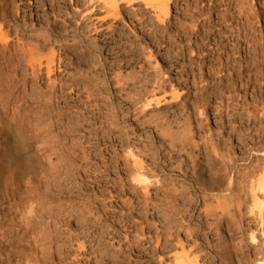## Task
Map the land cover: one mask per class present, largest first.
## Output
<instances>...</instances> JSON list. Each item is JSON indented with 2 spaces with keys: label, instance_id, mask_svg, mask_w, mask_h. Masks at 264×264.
Returning <instances> with one entry per match:
<instances>
[{
  "label": "rangeland",
  "instance_id": "rangeland-1",
  "mask_svg": "<svg viewBox=\"0 0 264 264\" xmlns=\"http://www.w3.org/2000/svg\"><path fill=\"white\" fill-rule=\"evenodd\" d=\"M60 2L73 10L69 0ZM119 5L121 19L115 21L114 28H110L113 21L107 25L110 20L101 21L105 14L95 9L80 22L83 32L80 31L91 56L101 59L103 66L96 64L95 68L104 67L110 86L116 90L121 119L117 142H126L129 137L131 144L144 152L143 163H156V167H148L154 177L146 189L131 185L122 160V167H111L110 173V169L105 175L99 173L100 178L85 177L84 200L93 211L96 208L101 223L82 231L79 222L84 217L83 208L78 209L75 204L72 216H54L49 230L53 237L44 248L35 250L36 258L28 264H176L173 256L182 251L178 244L185 246L186 252L202 249L200 254L191 253L205 258L200 259L201 264H207L206 259L211 264H225L219 257L227 264H259L264 259L263 226H259L255 209L252 214L248 212L252 195L247 194L245 205L237 176L245 168L263 162L262 0H170V17L165 26L158 25L140 3L136 7L122 2ZM38 12L35 9L32 15ZM26 13L35 29L47 28L43 21L31 22L32 15ZM52 20L64 29L62 18L50 15ZM151 31L156 38L150 35ZM65 39L70 45L74 42L69 38L62 41ZM141 44L145 45L143 50ZM146 48H150V53ZM132 50L135 54H130ZM2 68L0 64V82L4 78ZM64 74L65 71L59 75L54 70L52 78ZM156 75L164 81L163 90L152 81ZM42 79L43 87L47 82L44 75ZM16 86L6 91L0 85V118L4 121L11 120L8 95L15 101L24 95L30 107L35 105L36 101L29 98L36 86L31 78ZM170 87L178 91V100L171 98ZM152 88L159 103L151 100L152 104L141 111V100L152 98ZM139 92L144 94L138 95ZM188 126L193 129L190 134L186 131ZM170 140L173 147L169 146ZM179 140L187 143L186 147L180 146ZM227 155L232 157L229 164L238 175L230 173L231 167L222 170L221 158ZM191 160L195 167H190ZM209 160L215 162L212 170L206 167ZM217 169L221 170L215 175ZM230 178L234 190L231 193L225 191ZM192 184L197 185L200 204L190 208L183 204L187 197L194 202L192 196H186L193 194ZM239 199L242 201L237 208ZM225 203L227 208L223 207ZM80 237L83 248L77 244ZM10 249L7 247L5 252ZM206 252L218 258L211 260L210 256L205 257Z\"/></svg>",
  "mask_w": 264,
  "mask_h": 264
},
{
  "label": "bare ground",
  "instance_id": "bare-ground-1",
  "mask_svg": "<svg viewBox=\"0 0 264 264\" xmlns=\"http://www.w3.org/2000/svg\"><path fill=\"white\" fill-rule=\"evenodd\" d=\"M69 2L74 6L71 11L63 6L60 0H0V64L3 65L1 71L4 77L0 85L3 84L6 91H10L14 85L20 87L21 82L24 84L28 77L36 85L34 91L28 94L32 101H36L34 106L30 107L29 99H25L24 95L23 98L19 96L16 101L8 95L6 104L12 107L9 109L12 110L11 120L8 122L0 118V264L31 263L36 258L35 250L39 246L44 248L47 240L54 235L52 231L49 232L51 220L56 219L54 216L57 215L65 218L72 216L75 204L78 209L83 208L84 217H80L79 222L82 231H88L97 225L96 222L101 223L98 212H95L96 208L93 211L90 203L84 200L82 191L86 190V178L88 180L100 178V175L108 173L111 167H122L120 160L123 161V167L127 168L131 185H142L146 189L154 177L148 167H156V163L154 161L150 164L143 163L144 152L137 150L129 137H124L126 142H117L119 137L116 130L121 119L118 112L120 109L116 104V90L110 86L107 74L103 72L104 67L101 70L95 68L96 64L101 67L103 64L101 59H94L89 47L84 45L80 22L88 18V14L95 9H100L105 14L100 20H110L107 25L113 21L110 28H114L115 21L121 19L119 3L122 2L130 7H136L134 5L140 3L158 25L165 26L170 17V0H69ZM262 2L264 6V0ZM35 9L39 14L32 15ZM26 12L32 15L31 22L43 21L47 28L35 29V25L27 21ZM50 15H53V18H62L64 29H60L56 20L50 21ZM150 35L157 37L154 31H151ZM63 38H69L74 42L70 45L65 39L64 43ZM141 46L142 44L140 48L143 50L145 45ZM146 49L150 53V48ZM130 54L135 53L132 50ZM65 61L67 62L64 64ZM54 70H57L59 75L64 71L65 74L52 78ZM43 75L47 83L42 87ZM157 75L155 78L157 81L155 79L152 81L157 89L163 90L164 81L157 79L159 77ZM164 75L163 73V77ZM151 85L153 87V83ZM154 90L155 88L151 91L149 89V94H153L152 98L143 97L145 100L144 102L141 100L142 105L138 100L140 96L133 93V96L136 95L138 98L136 102H139L137 105L140 104L141 111L152 102L159 103V97H155ZM170 90L171 98L178 100V91L173 87H170ZM187 128V133H192L193 129L189 126ZM179 142L180 146L186 147L187 143L184 144L181 140ZM169 146L173 147V140H170ZM211 148L216 153L215 147ZM261 156L263 157L261 165L258 163L259 166L255 165L257 167H247L240 174L238 171H232L229 163L233 159L229 155L222 156L221 167L222 170L231 167L230 173L239 174L237 184L241 187L244 203L246 205L245 198L251 194L253 200L250 196L252 205L248 212L252 214L253 209L256 210L255 215L260 228L263 226L261 234L264 236V151ZM191 161L190 167H195L194 161ZM206 167L214 169L215 162L209 160ZM220 170L217 169L215 175ZM110 171L111 169L109 173ZM196 184L190 186L193 194L188 195L184 192V198L187 194L186 196H192L194 202L191 203L192 200L187 197L188 201L184 202L183 206L192 208L200 204ZM232 185L230 178L225 191L233 192ZM75 188L77 194L73 191ZM185 189L184 191L187 190ZM240 201L242 200L237 201V208ZM227 206L225 203L223 207ZM29 210H32L31 214ZM54 211L56 215L53 214ZM4 218L6 220L2 222ZM68 232L73 233L71 230ZM38 237L41 238L40 241ZM251 240H255L253 233ZM77 242L80 247H84L81 237ZM178 245L182 251L180 255L176 253L178 256H173L176 264H201L200 259H205L199 256L202 249H190L189 254V251H184L185 246ZM7 247H11L8 253L5 252ZM193 252L199 254L192 255ZM206 255L213 261L218 258L212 252H206L205 257ZM14 257L15 261L12 263ZM219 259L227 264L224 259L220 257ZM206 262L212 263L210 261L208 263V259ZM259 264H264V259Z\"/></svg>",
  "mask_w": 264,
  "mask_h": 264
},
{
  "label": "clouds",
  "instance_id": "clouds-1",
  "mask_svg": "<svg viewBox=\"0 0 264 264\" xmlns=\"http://www.w3.org/2000/svg\"><path fill=\"white\" fill-rule=\"evenodd\" d=\"M31 211H32V210H29V214H31Z\"/></svg>",
  "mask_w": 264,
  "mask_h": 264
}]
</instances>
